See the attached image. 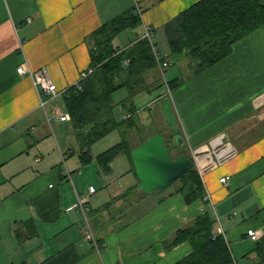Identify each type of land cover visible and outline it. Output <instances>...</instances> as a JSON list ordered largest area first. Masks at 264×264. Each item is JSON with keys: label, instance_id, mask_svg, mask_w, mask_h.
Returning <instances> with one entry per match:
<instances>
[{"label": "crops", "instance_id": "0c3cea01", "mask_svg": "<svg viewBox=\"0 0 264 264\" xmlns=\"http://www.w3.org/2000/svg\"><path fill=\"white\" fill-rule=\"evenodd\" d=\"M198 1L0 0V264H177L193 246H172L174 235L205 213L213 228L222 227L232 264H264V26L199 74L186 77L188 59L181 57L182 70L171 74L182 77L178 85L164 86L155 99L170 100L176 113L182 142L171 143L176 154L192 157L191 149L221 133L237 149L232 160L204 176L208 201H187L177 185L159 195L131 191L139 185L131 161L123 167L112 162L109 173L99 164L93 171L81 162L68 168L65 150L78 156L70 150L76 137L75 145L62 146L51 124L71 121L60 120L63 94L41 97L33 79L18 73L22 65L46 67L58 89L73 87L90 68L89 38L103 24L141 11V26L128 31L132 37L119 47L126 49L146 27L154 41L166 36L165 26ZM166 70L158 71L165 77ZM176 134L172 130L166 140ZM90 187L96 192L84 214L75 206ZM89 232L100 250L87 240Z\"/></svg>", "mask_w": 264, "mask_h": 264}, {"label": "trees", "instance_id": "16d2710c", "mask_svg": "<svg viewBox=\"0 0 264 264\" xmlns=\"http://www.w3.org/2000/svg\"><path fill=\"white\" fill-rule=\"evenodd\" d=\"M139 26L140 15L130 10L92 33L89 38V69L93 70L92 74L82 81V91H77L73 86L69 88L68 95L64 96L76 137V145L70 150L78 155L82 165L93 159L91 147L97 141L116 130L121 133L122 140L118 144L96 156L104 173L110 172L112 162L121 154H126L133 164L131 153L136 147L130 145L125 137V132L134 126V108L128 109V118L118 120V105L113 100L114 95L123 88L129 90L131 97L142 92L152 93L165 85L173 89L182 78L163 82L152 46L146 38L138 39L126 49L115 47L114 40L119 34ZM262 26L264 0H200L169 22L164 29L170 58L188 59V77L225 59L231 54L237 41ZM127 60L129 64L126 66ZM174 137L175 135L171 141L176 144ZM147 139L141 140L139 144ZM171 141L167 139L173 153ZM178 156L179 153L174 155ZM133 170L135 172L134 164ZM174 185H177L189 202L204 197L203 183L195 169ZM138 188L139 185L130 190ZM213 223L211 216L205 213L190 226L176 232L172 246L184 241H190L193 246V252L177 264L233 263L224 237L213 235Z\"/></svg>", "mask_w": 264, "mask_h": 264}, {"label": "rangeland", "instance_id": "374dc122", "mask_svg": "<svg viewBox=\"0 0 264 264\" xmlns=\"http://www.w3.org/2000/svg\"><path fill=\"white\" fill-rule=\"evenodd\" d=\"M134 35V34H133ZM132 37V34L129 32H124L118 35L116 39L114 40L115 47H123L126 45L127 40ZM135 37V35H134ZM155 41L161 48L162 52H165L169 55L168 42L165 35H163L162 38H155ZM167 50V51H164ZM172 65L173 67L168 68L165 71V77L163 76L164 72L161 74V79L163 82L171 81L175 78L171 77V74L174 72L176 73L178 70H182V66L184 62H180L182 60L181 57H172ZM175 61V62H174ZM184 71V69H183ZM182 71V72H183ZM173 78V79H172ZM166 86V85H165ZM165 92V87L159 88L155 93H152L151 95L140 93L134 97L130 96V92L128 89L123 88L122 90L118 91L114 97L113 100L115 104H117L116 108V117L118 120H121L125 117V113H127L128 109L134 108V126L125 132L126 140L129 142L130 145L135 146L136 144L140 143V140L146 139L147 137H150L152 134L156 132H161L164 134L166 138L171 137L172 130L175 131L177 134H179V126H178V120L176 117V113L174 109L170 105V100L164 98L162 102L156 103L155 99L159 94H163ZM58 104L62 112L66 115V108L63 98L59 97ZM165 104V110L163 114V105ZM125 106V107H124ZM149 107V108H148ZM127 108V109H126ZM70 121V120H69ZM52 127L54 128L55 133L57 134L58 138H60L59 142L62 146H64L65 143H69L72 141L74 144L75 136L73 133V128L71 122H66L63 124H59L54 122L51 123ZM73 139V140H72ZM122 140L121 133L116 130L106 137L102 138L101 140L97 141L92 147H91V153L93 156V159L90 163L86 164L85 166H91L92 171L96 168H98V162L96 159V156L107 149L111 148L112 146L118 144ZM172 143V142H171ZM173 144V143H172ZM75 145V144H74ZM172 146V145H171ZM173 149V146H172ZM65 152L67 153V160L66 164L68 168H70V165L74 163H79L78 156L76 155H70L69 148H66ZM173 154L176 155V152ZM114 164L117 163L118 166H125L126 162L130 163V160L126 154H121L115 160L113 161ZM66 165L64 163L65 169ZM81 165V164H80ZM103 176H106L103 174ZM91 175L86 176V180L90 179ZM100 177V176H99ZM98 181V180H93ZM98 186V185H97ZM100 191L103 190V188L98 187Z\"/></svg>", "mask_w": 264, "mask_h": 264}, {"label": "built area", "instance_id": "2783aa9c", "mask_svg": "<svg viewBox=\"0 0 264 264\" xmlns=\"http://www.w3.org/2000/svg\"><path fill=\"white\" fill-rule=\"evenodd\" d=\"M141 16V11H137ZM146 38L149 43L152 46L153 53L155 55L157 64L161 71H164L165 69L172 66V61L170 59V56L162 52L159 48V46L155 43L153 39V33L152 30L149 27H146L144 37ZM129 64V60L125 62V65L127 66ZM92 69H88L86 72H84L81 75V78L79 81L74 85L75 89L77 91H82V81H84L90 74H92ZM18 73L21 75H29L39 90V94L41 97H48V98H56L63 94V96L68 95L69 88L60 90L58 89L57 85L52 81L49 71L46 67H42L40 69H37L36 71H32L27 69L25 65H22L18 68ZM71 88V87H70ZM44 100L42 102V105H44ZM130 115H127L126 118H128ZM61 121H69L70 115H65L60 117ZM192 159L194 161V169L197 171L199 178L202 180L204 179V176L222 166L223 164L229 162L237 155V149L232 144V142L229 140L228 135L226 133H221L216 135L213 139L209 141V143L201 145L199 147L191 149ZM65 174L67 177L72 178V173L68 171V169H65ZM229 181L228 177L222 178L221 182L226 184ZM96 192V189L94 187H90L89 194L88 195H80L78 196V202L76 204L77 210H80L84 214L86 213V210L88 209L87 205L89 203L90 195L94 194ZM204 199L208 201L210 199L209 195L206 194L204 196ZM235 215V213H234ZM212 233L214 236H219L223 234V229L221 226L214 227L212 229ZM248 235L253 240H258V235L256 231L250 230L248 232ZM87 240L89 242L94 243V246L97 250L101 249V246L98 242H96V239L92 232H89L87 234Z\"/></svg>", "mask_w": 264, "mask_h": 264}, {"label": "water", "instance_id": "95a60500", "mask_svg": "<svg viewBox=\"0 0 264 264\" xmlns=\"http://www.w3.org/2000/svg\"><path fill=\"white\" fill-rule=\"evenodd\" d=\"M174 138L181 145L180 136L175 135ZM131 155L139 190L148 195L164 193L195 166L187 153L174 157L161 132L137 145Z\"/></svg>", "mask_w": 264, "mask_h": 264}]
</instances>
